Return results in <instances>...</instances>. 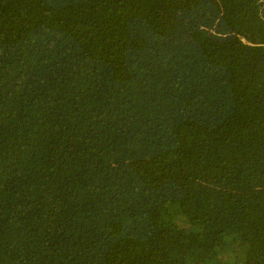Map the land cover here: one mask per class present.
Segmentation results:
<instances>
[{
    "label": "trees",
    "instance_id": "16d2710c",
    "mask_svg": "<svg viewBox=\"0 0 264 264\" xmlns=\"http://www.w3.org/2000/svg\"><path fill=\"white\" fill-rule=\"evenodd\" d=\"M0 264H264V0H0Z\"/></svg>",
    "mask_w": 264,
    "mask_h": 264
}]
</instances>
